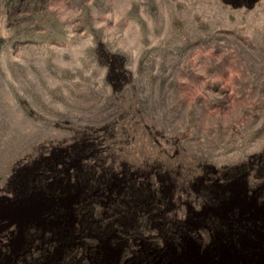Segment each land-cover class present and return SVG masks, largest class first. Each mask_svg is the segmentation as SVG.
I'll list each match as a JSON object with an SVG mask.
<instances>
[{
  "label": "rangeland",
  "instance_id": "rangeland-1",
  "mask_svg": "<svg viewBox=\"0 0 264 264\" xmlns=\"http://www.w3.org/2000/svg\"><path fill=\"white\" fill-rule=\"evenodd\" d=\"M79 148L49 184L59 200L24 184ZM74 171L159 198L134 236L98 241L102 264H260L264 236L242 224L264 222L249 198L264 197V0H0V264L28 260V224L66 239ZM90 208L99 225L114 217ZM211 215L234 221L212 232ZM165 226L190 234L174 244ZM80 248L73 264H92Z\"/></svg>",
  "mask_w": 264,
  "mask_h": 264
},
{
  "label": "trees",
  "instance_id": "trees-1",
  "mask_svg": "<svg viewBox=\"0 0 264 264\" xmlns=\"http://www.w3.org/2000/svg\"><path fill=\"white\" fill-rule=\"evenodd\" d=\"M110 59V58H109ZM79 149H68L67 153L61 159L62 169H56L54 166L55 161H49L48 163H41L35 170L37 174L36 178L28 179L26 185L31 188L40 189L44 195L53 200L54 202L59 200L63 193L60 189L50 187L49 184L56 176L63 177V173L67 171L69 165L73 160H77L79 156ZM71 181L73 186H78L80 193L77 202L74 204V212L80 218L79 222L73 227L63 241L56 240L57 232L49 231L45 232L42 229H37L33 225L28 224V260L21 263V259L17 264H73L74 256L71 255L73 247L80 243L79 254L84 253L91 258L92 264H102L100 258H98V241L109 237L110 243L115 245L119 242L122 236H134L137 229V216L139 213L146 211L152 205H157L159 198L157 194H152L146 189L145 183L138 184L135 179H127L123 183H117V180H98L93 179L90 185L85 182V177L78 174L76 171L71 173ZM67 178H63V183L66 184ZM111 183H117L121 189L111 188ZM125 184V185H124ZM143 188V189H142ZM98 199L106 204L109 211L113 213V219L104 225H99L97 221H93L90 215V205L93 200ZM155 210V209H154ZM63 210L61 207L56 206L53 211H48L43 214L46 221L54 220L60 216ZM157 212L153 211L151 215L147 214V221H159L160 217H157ZM209 230L214 232L218 230H225L228 224L227 220L221 221L215 216H209L206 218ZM246 226L242 224V227ZM236 228H230V231H235ZM164 233L166 238L179 244L181 235L190 234V231L185 226L180 227H168L165 226ZM95 237L96 241L92 242H79L85 237ZM89 237V238H90ZM91 241V240H90ZM32 244V245H31ZM1 245V244H0ZM2 245L0 246V248ZM34 247L37 248L36 254L29 256V251ZM62 251L66 259L64 260H51L57 251ZM72 256V257H70ZM73 259V260H72ZM23 262V261H22ZM147 260L143 259L140 264H146Z\"/></svg>",
  "mask_w": 264,
  "mask_h": 264
},
{
  "label": "flooded vegetation",
  "instance_id": "flooded-vegetation-1",
  "mask_svg": "<svg viewBox=\"0 0 264 264\" xmlns=\"http://www.w3.org/2000/svg\"><path fill=\"white\" fill-rule=\"evenodd\" d=\"M244 196H246V195H244ZM249 198H251V200L254 204V207H255L254 212L255 213L261 212L260 215L264 216V211L259 207L260 205L264 204L263 195H258V194L251 195ZM225 218L228 219V222L234 221V215L226 216ZM263 219H264V217H263ZM247 220H248V218L243 220L244 224L246 225L244 228H246V229L249 228L250 231L252 230L255 235L259 234L261 236H264V222L261 221L258 216L254 219H249V221H247ZM262 262L261 263L264 264V260H262Z\"/></svg>",
  "mask_w": 264,
  "mask_h": 264
}]
</instances>
